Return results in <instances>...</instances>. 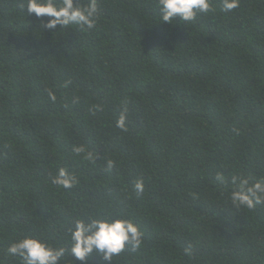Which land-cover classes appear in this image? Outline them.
<instances>
[{"label":"trees","instance_id":"1","mask_svg":"<svg viewBox=\"0 0 264 264\" xmlns=\"http://www.w3.org/2000/svg\"><path fill=\"white\" fill-rule=\"evenodd\" d=\"M26 2L0 0V260L21 264L5 251L25 235L66 246L73 219L119 216L143 244L111 264H264V204L230 199L233 176L264 180V0H213L182 25L157 0H99L92 30L43 28ZM61 167L74 188L51 183Z\"/></svg>","mask_w":264,"mask_h":264},{"label":"clouds","instance_id":"2","mask_svg":"<svg viewBox=\"0 0 264 264\" xmlns=\"http://www.w3.org/2000/svg\"><path fill=\"white\" fill-rule=\"evenodd\" d=\"M224 12H233L240 7V0H221ZM159 18L168 25H182L196 21L201 14L214 12L213 0H157ZM35 15L39 20L48 17L47 23H41L48 30L79 26L82 30H92L96 27L100 16L99 0H27L23 6L25 14ZM160 24V23H159ZM66 86V85H65ZM48 97L55 102L54 92L49 91ZM127 108L122 109L116 121V127L126 130ZM76 155H84V159L96 163L98 154L93 155L86 148L74 146ZM101 159V157H99ZM114 162L106 161V167L111 171ZM217 181L223 182L222 174H217ZM51 183L65 190L74 188L79 180L76 174L66 168H59L51 177ZM234 190L230 199L237 209L254 210L257 205L264 204V180L251 182L247 178L232 177ZM136 193L144 192V181L138 179L134 184ZM143 233L130 219L119 216L79 217L71 221L67 230V245L55 246L43 236L25 235L9 244L5 257L19 260L21 264H67L66 257L71 264L75 261L86 262L93 255L102 261L111 262L120 256L126 247L139 249L143 244ZM187 254V252H186ZM74 258V259H73ZM4 264V260H0Z\"/></svg>","mask_w":264,"mask_h":264}]
</instances>
